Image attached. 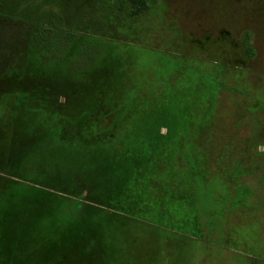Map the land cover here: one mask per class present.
<instances>
[{
    "label": "rangeland",
    "instance_id": "1",
    "mask_svg": "<svg viewBox=\"0 0 264 264\" xmlns=\"http://www.w3.org/2000/svg\"><path fill=\"white\" fill-rule=\"evenodd\" d=\"M150 4L0 17V264H264V0ZM56 104L118 109L64 143Z\"/></svg>",
    "mask_w": 264,
    "mask_h": 264
},
{
    "label": "trees",
    "instance_id": "2",
    "mask_svg": "<svg viewBox=\"0 0 264 264\" xmlns=\"http://www.w3.org/2000/svg\"><path fill=\"white\" fill-rule=\"evenodd\" d=\"M150 7V0H107V9L110 10L111 14L119 13L118 15L120 16V14L123 15L124 13L126 16L133 17L123 18V22L135 19V17L140 15L142 16ZM0 17L27 20L38 25L66 29L70 33V21L64 19L70 18V0H0ZM111 19L109 18L108 20ZM249 51L250 53L246 54L252 57L254 54L253 48L249 47ZM9 94H11V91L0 89V106L2 105V99ZM16 95L18 100L16 99L15 106L17 109L21 108L20 112L23 111L22 109L25 111L26 107L24 104H26L27 109L30 110L29 100L32 93L21 89ZM116 105L112 108H105L104 111H101L100 106L87 107L75 115H63L64 112L62 111L64 110L60 105H52V113L50 115L42 118L39 116L41 128L44 126H55L64 121L56 134L60 142H101L102 138L100 136L95 139L94 135H91V139L88 140L87 134L90 129L101 127L108 116L117 111L118 106ZM13 109V106L6 107V112L0 119V131L5 124L3 120L7 116L15 117L17 115H15V112L13 113ZM120 120L121 118L118 116L117 121L119 122Z\"/></svg>",
    "mask_w": 264,
    "mask_h": 264
},
{
    "label": "flooded vegetation",
    "instance_id": "3",
    "mask_svg": "<svg viewBox=\"0 0 264 264\" xmlns=\"http://www.w3.org/2000/svg\"><path fill=\"white\" fill-rule=\"evenodd\" d=\"M245 40H247V39H245ZM253 48V47H252ZM243 51H245V53H246V47L244 46L243 47ZM254 51V50H253Z\"/></svg>",
    "mask_w": 264,
    "mask_h": 264
}]
</instances>
